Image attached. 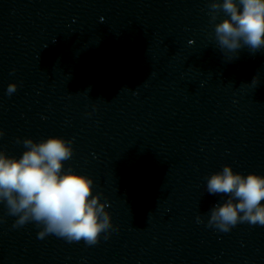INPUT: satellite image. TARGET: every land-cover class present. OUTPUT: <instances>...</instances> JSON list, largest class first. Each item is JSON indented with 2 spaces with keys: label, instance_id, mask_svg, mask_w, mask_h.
<instances>
[{
  "label": "clouds",
  "instance_id": "9594fccd",
  "mask_svg": "<svg viewBox=\"0 0 264 264\" xmlns=\"http://www.w3.org/2000/svg\"><path fill=\"white\" fill-rule=\"evenodd\" d=\"M207 8L217 48L234 54L228 62L238 59L241 49L251 54L264 49V0H207ZM221 13L224 18L217 22ZM257 80L253 77L251 83L256 85ZM17 87L10 83L7 94H14ZM16 142L26 149L20 158L0 150V203L8 216L16 218L13 227L35 223L40 228L38 238L56 235L69 243L84 241L87 246L98 244L102 233L107 239L113 230L108 203L101 202L100 194L93 195L91 177L71 167L64 170V161L74 154V139L50 136L39 142L32 138ZM205 191L227 196L209 210L208 227L229 232L239 223L264 226V175L245 176L226 164L207 178ZM196 220L204 222L200 215Z\"/></svg>",
  "mask_w": 264,
  "mask_h": 264
}]
</instances>
